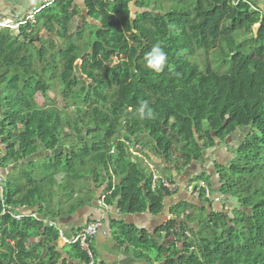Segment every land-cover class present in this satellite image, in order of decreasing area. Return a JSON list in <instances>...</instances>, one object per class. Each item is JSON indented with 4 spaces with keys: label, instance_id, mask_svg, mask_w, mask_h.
<instances>
[{
    "label": "trees",
    "instance_id": "obj_1",
    "mask_svg": "<svg viewBox=\"0 0 264 264\" xmlns=\"http://www.w3.org/2000/svg\"><path fill=\"white\" fill-rule=\"evenodd\" d=\"M12 1L0 0V5ZM46 5L12 30L0 27L4 203L26 215L15 220L3 214L0 201V264H68L55 250L57 230L31 214L64 221L105 191L99 201L119 215L155 217L164 213L167 198L187 193L180 187L176 194L160 185L152 189L151 171L135 153L169 171L170 182L194 187L202 182L218 208L201 197L194 198L200 208L185 202L169 206L174 220L152 235L111 220L121 243L155 251V260L165 264H264V9L259 16L229 0H55ZM79 5L86 20L69 36L67 25L80 14ZM247 20L259 26L255 39L241 44ZM54 30L61 48L49 35ZM43 31L47 36L36 45ZM156 44L168 58L160 72L145 63ZM198 52L204 54L202 68L195 62ZM36 59L45 66L38 68ZM56 72L66 106L39 107L35 98L49 100ZM143 101L151 118L137 114ZM234 138L236 144L229 145ZM214 148L222 156L211 154ZM62 149L69 150L55 153ZM42 151L51 155L28 161ZM196 170L203 171L195 175ZM77 180L76 200H67L72 204L66 212L55 209L57 193L66 191L71 199L76 193L70 183ZM229 198L238 208L226 209ZM193 208L197 216L189 211ZM69 246L78 260L84 258L76 245Z\"/></svg>",
    "mask_w": 264,
    "mask_h": 264
},
{
    "label": "crops",
    "instance_id": "obj_2",
    "mask_svg": "<svg viewBox=\"0 0 264 264\" xmlns=\"http://www.w3.org/2000/svg\"><path fill=\"white\" fill-rule=\"evenodd\" d=\"M45 1V0H43ZM131 10H133V5L131 4ZM132 14L134 13L131 12ZM1 150V149H0ZM213 160V159H212ZM210 160V162H212ZM195 169V168H194ZM203 170H196L195 175L199 174ZM3 174V171L0 169V176ZM194 175V176H195ZM191 178V177H190ZM215 179V177H213ZM87 192L86 194H88ZM106 195L105 191L97 192L95 198L89 204L84 205L78 209L70 218L62 221L56 220L55 223L63 229L64 237L71 238L74 233L84 225L89 222H97L101 225V229L95 236L91 244V252L94 256L95 261L98 264H165V260L157 261L155 260V254L149 252H140L134 247H130L128 244L121 243L123 240L118 237V234L115 230L111 229L110 221H120L125 226L131 228L136 232L145 231L146 233L152 235L161 226H163L168 221L174 220V217L169 215V206H175L180 203H186L188 205H193L197 208L203 206L198 200L191 198L188 193L184 191L179 192L175 197H169L166 201V206L164 208V213L157 216H151L148 212L143 214L135 215H119L116 212L114 207H106L101 201L103 196ZM76 197V194H74ZM102 197L99 201V197ZM74 197V198H75ZM193 200L195 202H193ZM210 202L213 205V208H218V203L215 201ZM72 203L67 201H60V203L54 205L57 206L55 209L60 211H67ZM217 204V205H216ZM178 216L182 221V212L180 210L177 212ZM50 221H54L49 219ZM63 225L64 227H62ZM163 243L162 241L160 242ZM66 246L61 240L57 243L56 253L61 256V260H65L68 264H76L78 259L73 257L71 253L65 251ZM47 250L42 251V258H46Z\"/></svg>",
    "mask_w": 264,
    "mask_h": 264
},
{
    "label": "rangeland",
    "instance_id": "obj_3",
    "mask_svg": "<svg viewBox=\"0 0 264 264\" xmlns=\"http://www.w3.org/2000/svg\"><path fill=\"white\" fill-rule=\"evenodd\" d=\"M241 1L244 4H246L247 6H249L250 9H252L256 14H258L259 16L262 15V10L264 9V0H241ZM229 2L236 5L240 1L239 2H233V0H229ZM42 3H44L43 0H15V1H12L11 3H3V6L0 5V24L2 25V27H7L10 30L14 29L15 26L18 25L19 21L24 19V17L26 19V16L33 13L34 9H37L38 7H40ZM166 5H167V7L169 6V4H166ZM78 8H79L80 14L75 16L70 21V23L67 25L66 34L69 36H73V34L76 31L79 32L81 30L83 21L86 20L85 10L83 9L82 5H79ZM156 10H157L156 7L151 6L149 11L152 13H155ZM258 26H259L258 23L252 24L250 22V20H247L243 26L242 34L239 37L240 43L244 44V43L253 41L255 39L256 30H257ZM91 28H92V25L89 24L87 26V28L85 29L86 33L83 35V39L88 37V30H90ZM55 34H57V30H54L51 34L49 33V35H53L52 38L57 42L58 46L61 48V38ZM59 34H60V32H59ZM46 36H47V34H45V32L43 31V32L39 33L36 37H38V39H41V38L46 37ZM30 43H32V42H30ZM34 43L37 45L36 42H34ZM212 58H213V54L209 53L207 60L209 62H211ZM204 61H205L204 54L201 52H198L196 55V61L195 62L199 66V68H202ZM78 62H79V64H81L80 60ZM35 64L37 65L38 68H42L45 66V63H43V61L40 59H36ZM77 66H80V65H77ZM58 75H59V72H56L54 77H53V80L51 81V84L49 85V91L47 92V98L49 100L44 101L39 95L36 96L35 101L39 107H42V106L45 107L46 105L50 104V105H54L57 108L62 109L66 106L65 102L61 98V84L58 80ZM78 75H79V73H78ZM79 79L85 80V78H83V77H79ZM86 85L89 86L90 83L87 81ZM0 95H1V92H0ZM66 112L71 113V108H67ZM69 138H70V140H72L74 142V145H76V142H75L77 139L76 136L70 135ZM78 139L80 141L82 139V137H78ZM237 139H239L238 136H237ZM237 139L234 138L229 145H232V143L236 144ZM215 150L216 151H212L211 154L213 152H216L217 155L222 156V154H221L222 151L219 152V151H217V149H215ZM63 151L65 153V152H67V149L66 150H64V149L58 150L55 153L60 154ZM42 153L38 154V158L37 157H35V158L31 157V158L37 160V159H39V157H42ZM225 154H227V153L223 152V155H225ZM133 156H137V158L143 164L146 165V166H144L146 172L152 171L151 174L156 172L161 178L166 179L168 182H170V180L174 179V177L172 176V174L169 171H166V170L163 171V169L156 162L147 161L146 159L141 157V155L139 153H135V154H133ZM227 158L230 159L231 157L227 156ZM14 170H16V169H14ZM58 178L59 177H57V179ZM263 178H264V175H263ZM88 179L91 180V176H89ZM78 181L79 180H77V183L76 182L70 183L71 190L76 193V196L78 194H80V192L78 191V185H79ZM194 182H195V179L192 177L190 179V183H194ZM262 184H264V182ZM180 186H185V185H180ZM182 189H185V188H182ZM56 196L60 198V201L61 200L62 201L70 200L71 202H74L76 200V199H74L75 196L71 197V199H70L68 192H66V191H64V192L61 191V192L57 193ZM224 206L226 207V209L238 208V202L234 198H229V200L224 203ZM188 207L189 206H187V208ZM182 210H184V209H182ZM242 210H244V209H242ZM184 211H186V210H184ZM189 211H192L194 216H197V214H198V211L196 208H193L192 210L189 209ZM162 240H164V236H162ZM65 251L68 253H71V255L75 258L78 257L76 254V251H74L70 246H66ZM150 253L156 254L155 251L150 252Z\"/></svg>",
    "mask_w": 264,
    "mask_h": 264
},
{
    "label": "built area",
    "instance_id": "obj_4",
    "mask_svg": "<svg viewBox=\"0 0 264 264\" xmlns=\"http://www.w3.org/2000/svg\"><path fill=\"white\" fill-rule=\"evenodd\" d=\"M24 24L18 23V25ZM17 25V26H18ZM2 27V25L0 24ZM15 26V28L17 27ZM5 180L4 178L0 177V201L3 205V214H8L15 220H20L24 215L23 213L19 212L18 210L12 209L10 206L5 205V187H4ZM158 183V184H157ZM156 185H160L161 188L165 189L167 192L170 194H174L177 192L178 188L180 187L178 183L176 182H168L165 179H161L156 175H153L152 180H151V187L154 189ZM187 188V189H186ZM187 193L191 197H198V196H203L205 198H210V192L208 188L203 184L199 183L195 187L194 186H186L185 187ZM31 217H36L35 215H31ZM44 223L52 228H56L57 226L49 221L45 220ZM59 232V236L64 239V242L66 244L70 245H76L78 250L84 255V258L81 259L77 264H98L94 256L91 252V244L95 236L100 230V224L93 222V223H88L84 225L82 228H80L75 235H73L72 238L70 239H65L64 238V232L62 229L57 228Z\"/></svg>",
    "mask_w": 264,
    "mask_h": 264
},
{
    "label": "clouds",
    "instance_id": "obj_5",
    "mask_svg": "<svg viewBox=\"0 0 264 264\" xmlns=\"http://www.w3.org/2000/svg\"><path fill=\"white\" fill-rule=\"evenodd\" d=\"M47 1V2H46ZM44 3H47V5H50L53 1H55V0H46ZM240 1V2H239ZM237 2H239V3H243L241 0H238ZM238 3V4H239ZM244 4V3H243ZM46 5V6H47ZM234 5V4H233ZM237 5V4H236ZM246 5V4H245ZM35 10V9H34ZM32 18V16H29V17H26V20L27 19H31ZM1 27V26H0ZM4 28H7V27H4ZM117 59V58H116ZM167 54L163 51V49L159 46V44H156V45H153L152 46V48H151V50L148 52V53H146V55H145V63H146V66L148 67V68H150V69H152V70H154V71H157V72H160V71H162L163 70V68H164V66H165V64H166V62H167ZM81 61V60H80ZM82 63V62H81ZM76 65H77V62H76ZM79 65H81V64H79ZM137 114L139 115V117L141 118V119H144V118H151L152 117V115H153V112H152V110L149 108V105H148V102L147 101H143V102H141V104L139 105V107L137 108ZM0 149H2L1 147H0ZM64 150H66V149H64ZM67 150H69V149H67ZM42 153V152H41ZM30 159V158H29ZM28 159V161H35V159L34 160H29ZM39 159H40V157H39ZM38 160V159H37ZM152 172V171H151ZM153 175H156V176H158V174L156 173V172H154L153 174H152V177H153ZM1 177V176H0ZM159 177V176H158ZM3 178V177H2ZM160 178V177H159ZM161 179H164V178H161ZM5 180V179H4ZM166 180V179H165ZM6 181V180H5ZM177 183V182H176ZM202 183V182H201ZM179 184V183H178ZM186 185H188V184H185V186ZM179 186H180V184H179ZM185 186H180V188H185ZM188 186H193V185H188ZM209 190V189H208ZM185 191H186V189H185ZM187 192V191H186ZM209 192H210V190H209ZM174 194H176V193H174ZM191 197V196H190ZM198 197H201V198H205V197H203V196H198ZM191 198H197V197H191ZM213 199L212 201H215V202H217V198H215L212 194H211V192H210V198H208V199ZM229 200V199H228ZM13 209V208H12ZM19 211V210H18ZM19 212H21V211H19ZM117 212V211H116ZM21 213H23V212H21ZM118 213V212H117ZM23 217H25L26 215L23 213ZM31 215H35V214H31ZM30 215V216H31ZM36 217H34V218H37L39 221H41L45 226H47L45 223H44V221L45 220H49L50 218H46V219H40V217L39 216H37V215H35ZM22 217V218H23ZM50 221V220H49ZM51 222H53L57 227L56 228H54V229H56L57 230V228H60L59 226H58V224H56L55 223V221H51ZM89 223H93V222H89ZM97 223V222H96ZM88 224V223H87ZM47 227H49V226H47ZM50 228H52V227H50ZM61 229V228H60ZM100 229H101V225H100ZM63 230V229H62ZM79 230V229H78ZM77 230V231H78ZM76 231V232H77ZM57 232H58V230H57ZM64 232V231H63ZM73 235H75V233L73 234ZM73 235H72V237H73ZM58 237H59V240H61L65 245H70V244H66L65 242H64V239H62L60 236H59V232H58ZM71 237V238H72ZM65 238V237H64ZM66 239V238H65ZM67 239H70V238H67ZM80 260H78V262H79ZM77 262V263H78ZM76 263V264H77Z\"/></svg>",
    "mask_w": 264,
    "mask_h": 264
},
{
    "label": "water",
    "instance_id": "obj_6",
    "mask_svg": "<svg viewBox=\"0 0 264 264\" xmlns=\"http://www.w3.org/2000/svg\"><path fill=\"white\" fill-rule=\"evenodd\" d=\"M46 1V0H45ZM44 1V2H45ZM47 2V1H46ZM36 40H38V37L34 40V42L36 41ZM30 42H33V41H30ZM41 60V59H40ZM77 65H79V62H77ZM43 153H42V157H44V156H50L51 154L50 153H48V152H45V151H42ZM32 157H37L38 158V155H35V156H32ZM29 160H34V159H32V158H30Z\"/></svg>",
    "mask_w": 264,
    "mask_h": 264
}]
</instances>
